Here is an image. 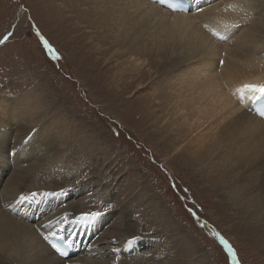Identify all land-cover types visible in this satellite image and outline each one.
<instances>
[{
    "label": "rangeland",
    "instance_id": "374dc122",
    "mask_svg": "<svg viewBox=\"0 0 264 264\" xmlns=\"http://www.w3.org/2000/svg\"><path fill=\"white\" fill-rule=\"evenodd\" d=\"M263 1L254 0L256 22L264 17ZM65 4L73 5L68 0H0V100L6 103L12 102L11 99L26 100L29 94L33 100L39 98V102L46 105L51 115L47 122H60V127L68 134L61 154L66 155L69 162L58 163L63 167L61 173L40 181L41 189L46 188L60 197L77 191L74 196H68L62 206L96 208L106 220L96 236L99 242L95 240L93 245L86 246L80 240L67 264H79L75 262L78 259L111 262L117 256L124 257L123 261L139 257L144 264H264V215L256 212L251 199L264 195V174L256 180H251L249 175L245 184L231 181L213 189L200 167L190 168L161 138L157 113L160 88L165 92L166 81H177L176 76L194 60L173 62L169 68H163L160 75L161 67L143 66L142 61L139 66L146 75H140L142 78L137 81L130 76L117 84L115 80L120 79H116L117 72L125 73L126 65L117 61L116 56L123 54L126 47L121 52L120 48L112 49L105 36L84 39L78 28L85 27L87 31L86 25L80 23L76 12H70ZM150 73L152 76L148 77ZM129 82L135 85L127 88ZM152 83L156 85L154 89ZM148 86L152 89L148 90ZM169 91L175 94L173 88ZM41 123L43 121L34 122L26 134L20 132L21 122L4 128L5 131L0 129L1 135L13 129L7 140L0 135V155L9 153L5 147L13 152L17 143L38 133L42 140L45 133L52 143L55 134L43 131ZM37 144L40 146L39 142ZM55 145L50 144L53 148L49 152L53 156L57 155L53 151ZM8 161L10 169L0 165L1 194L15 167L23 171L38 163L34 159L20 163L16 157ZM20 164H23L21 169ZM31 182L27 178L19 183L28 196L33 194ZM248 184L249 194L245 195L243 204L235 205L239 193H244ZM83 188L86 189L80 191ZM23 200L29 206L35 201L32 196ZM9 208L16 215L20 209ZM42 209L44 212L39 213L38 218L30 216L29 211L21 219L36 228L41 229L42 222L80 234L81 225L78 226L71 214L66 215L70 219H58L61 215ZM51 218L56 223L50 222ZM87 220L93 219L88 217ZM130 224L137 238L143 234L141 238L145 241L131 251H126L123 245L118 250L114 246L109 248V244L115 243L108 238L113 227L125 232ZM88 235L87 240L91 238ZM128 236L123 235L120 240L125 246ZM81 239L85 241L83 236ZM160 250L163 252L159 253ZM97 253L99 256H95Z\"/></svg>",
    "mask_w": 264,
    "mask_h": 264
},
{
    "label": "bare ground",
    "instance_id": "6f19581e",
    "mask_svg": "<svg viewBox=\"0 0 264 264\" xmlns=\"http://www.w3.org/2000/svg\"><path fill=\"white\" fill-rule=\"evenodd\" d=\"M68 1L73 5L65 4L64 7L70 12H76L78 21L88 29L84 31L85 27H77L84 39L87 36L93 39H102L105 36L109 39L106 42L112 44V49L120 48L118 51L121 52L126 47L123 54L116 56L117 61L121 60L126 65L125 73L117 72L116 79L120 78L115 80L117 84L127 81L130 76V79L137 81L146 75L142 72V66H139L142 61L143 66L161 67L158 74L160 75L163 68H169L173 62L180 60L185 63L187 59L194 60V63L185 66V71L176 74L177 81L171 79L166 81L168 86L165 92L160 88L158 103L156 102L160 104V111L157 110L159 129L163 133L162 140L169 143L190 168L200 167L204 179L213 189L224 183L228 185L231 181L234 184H245L250 178L256 180L264 174V119L260 118L254 108L255 103L261 102L264 96L244 90L245 85H264V21H262L264 17L259 16L261 20L256 22L254 0H186L191 5L189 13L187 11L172 13L164 10L159 5L160 0ZM151 76V73L148 74V77ZM127 85V88H132L135 83ZM152 85L154 89L156 85L154 83ZM148 88L150 90L152 86ZM169 88H173L174 95L170 94ZM26 96L28 100L11 99L10 103H6L3 98L0 100L2 113L0 116H3L0 129H7L21 122L20 132L26 134L30 132L34 122L40 124L43 121L42 130L55 134L56 141H51L56 143L53 151H56L57 155L50 154L49 151L53 147L50 148L52 143L45 133L42 136L44 140L40 138V133L34 134L20 144L17 143L18 145L13 147V152L5 147L4 149L9 151L8 156L0 155V162H3L0 163L1 167L9 166V169L8 159L11 158L20 159V163L38 160V163L32 166L30 163L27 164L30 167L23 171L13 167L15 170H12L8 183L1 191L2 194L0 193V264H67L74 255L68 259L58 258L48 246L49 236L63 235L75 252L80 240L86 246L88 244L90 246V243L93 245L106 220L100 215L93 220H87L97 213L96 208L85 209L74 204L62 206L65 199L74 196L77 191L60 197L50 190H45L46 188L41 189L40 181L51 175L59 176L61 173L63 167L58 163L69 162L66 155L61 154L64 151L62 147L68 142V134L60 127V122L51 124L47 122L51 115L46 105L39 102V98L33 100L31 95ZM12 131L11 128L9 129L11 134L1 135L3 131L0 130V135L7 140L13 134ZM205 164L206 167L203 166ZM21 165L23 164H20V169ZM36 168L40 170L34 171ZM27 178L32 181L30 191L33 194L29 196L35 200L31 206L23 200L29 199V196L19 187V183L22 184ZM84 189L86 188L80 191ZM244 189L245 194L239 193L235 205L243 204L245 195L249 194V184ZM251 199L256 212L264 215V195L258 194ZM11 206L15 209L20 208L16 211L17 215L11 212L9 208ZM42 208L61 215L58 219H67V214L75 217L74 221L78 222V226L81 225L78 230L85 241L77 231H66L63 226L51 227L40 221V229L28 225L21 219V216L28 214L29 211L30 216L38 218V214L44 212ZM49 221L55 222L52 218ZM60 222L59 220L58 223ZM58 228L61 229L55 231ZM262 228L264 229V226ZM125 230L123 232L121 228L113 227V232L108 234V238L115 243L109 244V248L114 246L118 250L123 245L122 248L131 251L145 241V238H141L144 236L141 230L142 236L137 238L133 225H128ZM87 231L90 234L83 235V232ZM87 235L91 236L89 240ZM123 235H129L126 237L129 241L126 246L120 241ZM102 238L107 240L104 236ZM122 258L117 256L111 262H103L100 259H78L75 262L144 264L143 259L139 257H128L129 259L125 261Z\"/></svg>",
    "mask_w": 264,
    "mask_h": 264
},
{
    "label": "snow or ice",
    "instance_id": "6c2138e0",
    "mask_svg": "<svg viewBox=\"0 0 264 264\" xmlns=\"http://www.w3.org/2000/svg\"><path fill=\"white\" fill-rule=\"evenodd\" d=\"M49 50L51 51V49H49ZM244 90L250 91L252 93H259L261 96H264V85H245ZM24 199H26V198H24ZM98 215H99V213L93 214L92 219H95V217ZM229 252H232V249L230 247H229ZM233 258L235 259L234 253H233Z\"/></svg>",
    "mask_w": 264,
    "mask_h": 264
}]
</instances>
